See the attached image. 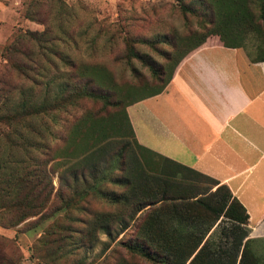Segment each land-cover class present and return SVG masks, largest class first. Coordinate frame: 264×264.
Segmentation results:
<instances>
[{"label":"trees","instance_id":"1","mask_svg":"<svg viewBox=\"0 0 264 264\" xmlns=\"http://www.w3.org/2000/svg\"><path fill=\"white\" fill-rule=\"evenodd\" d=\"M190 1L175 0L185 19L186 15L197 19L200 31L186 37L173 34L170 40L161 36L160 43L173 48L170 54L163 52V67L132 50V57L149 69L161 87L130 102L100 66L90 69L91 66L81 65L79 73L70 78L71 83L63 79L57 86V77L51 73L55 70V50L48 32L13 33L0 53L5 62L0 71V124L8 128L2 138L10 148L21 151L22 158L6 157L8 153L4 155L0 147V195L10 199V205L3 209L5 218L1 225L12 227L29 217L44 218L54 200L66 206L75 199V204L80 205L95 193L94 198L106 200L111 209L93 214L91 232H100L109 241L121 235L116 244L145 264H258L249 249L248 216L228 188L140 146L124 110L161 93L178 64L207 41L241 49L234 41L251 33L264 35V0H197L203 11H198ZM24 18L28 19L27 14ZM24 44L33 45L34 51L27 52ZM244 52L252 62H264V57L257 59L253 52ZM60 61L75 68L67 59ZM11 72L16 82L9 78ZM97 104L100 108L92 107ZM60 115L65 123L68 119L74 123L66 133L63 154L54 145L55 156L61 155L55 166L62 169L54 190L51 172L46 169L47 157L54 148L46 139L54 136L51 127L41 121L55 119L56 125ZM36 121L40 122L38 127L32 125ZM12 138L19 144L12 142ZM75 138L81 145L77 155L70 145ZM92 159L94 169L101 164L106 165L107 171L102 174L97 168L92 172L93 178L99 174L106 183L117 184L118 191L100 190L102 185H98L95 191L83 189L77 193L69 187L71 181H86L84 161ZM74 160L77 170L71 169ZM219 223L229 226L220 227L226 242L215 251L210 248L213 244L208 242L207 233ZM130 227L133 233L123 238Z\"/></svg>","mask_w":264,"mask_h":264},{"label":"rangeland","instance_id":"2","mask_svg":"<svg viewBox=\"0 0 264 264\" xmlns=\"http://www.w3.org/2000/svg\"><path fill=\"white\" fill-rule=\"evenodd\" d=\"M190 2L198 11L204 10L197 0ZM25 14L28 19L24 18ZM186 16L185 19L175 0H0V53L16 31H47L48 36L53 39L55 70L51 73L57 77V86L67 78L69 81L65 82L71 83L70 78L79 73L81 65L91 66L90 69L100 66L112 76L118 92L129 97L130 102L145 98L161 87L149 69L132 57V50L137 56L149 57L156 66L163 67L166 64L163 52L170 54L173 48L171 45L161 44V36H168L170 40L173 34L186 37L200 31L197 19ZM234 43L240 45L241 50L253 52L257 59L264 57L262 34H247L243 40ZM24 46L27 52L35 49L31 44ZM61 59H67L75 68H69ZM4 63L0 57V71L3 70ZM168 69L165 67V73ZM8 76L16 82L14 73L11 72ZM85 106L89 107V104ZM92 107L96 109L100 105ZM62 120L63 115L56 118V125L55 119L41 121L45 126L51 127L54 138H47L46 142L49 146L55 145L59 154H63L66 148L65 136L74 123L70 119L68 123ZM32 125L38 127L40 122H32ZM7 131L8 128L0 124V147L4 155H12L13 160L22 158V152L10 148L2 138ZM129 140L132 141V137ZM12 142L19 144L15 138H12ZM79 143L75 138L70 144L75 155L81 148ZM55 147L49 153L46 163V169L51 172L54 190L59 185L58 174L62 170L61 166H55L61 160V155L55 156ZM76 162L71 161L72 170L78 169ZM93 165V159L84 161L87 168L86 181H71L69 187L77 193L83 189L95 191L98 185H102L100 190L118 191L117 184L106 183L99 174L93 178L92 172L97 168L102 174H106V165H96L95 169ZM93 195L97 197L95 193ZM94 197L87 198L80 205L75 204V199L66 206L54 200L44 218L29 217L12 227L0 224V264H117L120 261L145 264L116 244L121 235L114 241H109L102 233L91 232L93 214L111 209L106 200ZM9 205V197L1 194L0 222L5 218L3 209ZM222 225L229 226L227 223H219L207 233L208 242L213 244L210 248L213 247L215 251L226 242L220 233ZM133 231V227H130L123 238H127ZM263 246L264 244H249L258 264H264Z\"/></svg>","mask_w":264,"mask_h":264},{"label":"crops","instance_id":"3","mask_svg":"<svg viewBox=\"0 0 264 264\" xmlns=\"http://www.w3.org/2000/svg\"><path fill=\"white\" fill-rule=\"evenodd\" d=\"M126 113L140 146L225 185L264 244V62L207 41Z\"/></svg>","mask_w":264,"mask_h":264},{"label":"built area","instance_id":"4","mask_svg":"<svg viewBox=\"0 0 264 264\" xmlns=\"http://www.w3.org/2000/svg\"><path fill=\"white\" fill-rule=\"evenodd\" d=\"M263 201H264V197H263Z\"/></svg>","mask_w":264,"mask_h":264}]
</instances>
